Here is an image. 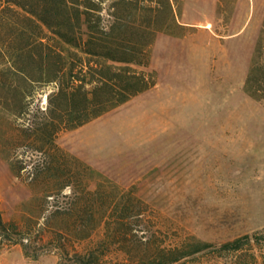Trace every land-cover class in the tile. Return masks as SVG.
<instances>
[{
    "label": "rangeland",
    "instance_id": "374dc122",
    "mask_svg": "<svg viewBox=\"0 0 264 264\" xmlns=\"http://www.w3.org/2000/svg\"><path fill=\"white\" fill-rule=\"evenodd\" d=\"M177 18L184 29L160 33L153 47L157 85L58 143L123 188L137 186L140 236L168 249L193 237L211 244L171 264H264V74L254 94L246 85L264 46V0H182ZM57 196L47 203L0 151L2 212L32 232V256L16 245L0 252V264H60L43 227L44 211L71 201ZM236 239L240 250L224 246ZM103 240L101 228L76 249ZM100 254L107 264L129 260L115 245Z\"/></svg>",
    "mask_w": 264,
    "mask_h": 264
},
{
    "label": "trees",
    "instance_id": "16d2710c",
    "mask_svg": "<svg viewBox=\"0 0 264 264\" xmlns=\"http://www.w3.org/2000/svg\"><path fill=\"white\" fill-rule=\"evenodd\" d=\"M181 1L0 0V151L47 203L64 193L71 198L67 206L43 212L49 241L61 249L60 264L67 258L107 264L100 251L111 245L126 253L127 264H171L211 245L193 237L168 249L157 236H140L135 227L145 211L137 186L123 188L58 143L62 132L157 85L153 47L160 33L184 29L177 18ZM263 49H257L247 79L252 94L264 74ZM101 228L98 248L76 249ZM31 233L7 221L0 203V252L21 245L31 257ZM240 241L224 246L238 251Z\"/></svg>",
    "mask_w": 264,
    "mask_h": 264
}]
</instances>
